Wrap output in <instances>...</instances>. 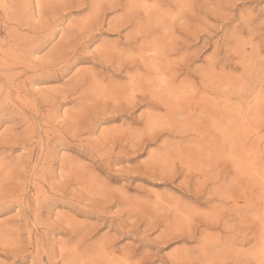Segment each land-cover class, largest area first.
<instances>
[{
	"label": "rangeland",
	"instance_id": "rangeland-1",
	"mask_svg": "<svg viewBox=\"0 0 264 264\" xmlns=\"http://www.w3.org/2000/svg\"><path fill=\"white\" fill-rule=\"evenodd\" d=\"M0 264H264V0H0Z\"/></svg>",
	"mask_w": 264,
	"mask_h": 264
},
{
	"label": "bare ground",
	"instance_id": "bare-ground-1",
	"mask_svg": "<svg viewBox=\"0 0 264 264\" xmlns=\"http://www.w3.org/2000/svg\"><path fill=\"white\" fill-rule=\"evenodd\" d=\"M2 1H4V0H2ZM146 33V32H145ZM64 43V42H63ZM10 51V50H9ZM15 51V50H14ZM8 55H9V53H8ZM151 64V63H150ZM162 82V81H161ZM158 83V82H157ZM121 85V84H120ZM114 86H115V84H114ZM117 86H118V84H117ZM152 89V88H151ZM50 90V89H49ZM110 90H111V88H110ZM140 93V92H139ZM114 95V94H113ZM115 97V96H114ZM224 105V104H223ZM35 107V106H34ZM91 178V177H90Z\"/></svg>",
	"mask_w": 264,
	"mask_h": 264
}]
</instances>
